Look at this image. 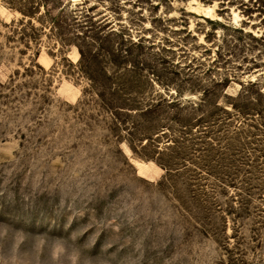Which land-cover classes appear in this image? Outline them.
I'll return each mask as SVG.
<instances>
[{"label": "rangeland", "instance_id": "obj_1", "mask_svg": "<svg viewBox=\"0 0 264 264\" xmlns=\"http://www.w3.org/2000/svg\"><path fill=\"white\" fill-rule=\"evenodd\" d=\"M49 17L129 49L145 77L114 74L148 102L195 106L189 142L150 130L133 151ZM248 101L264 109V0H0V264H264V177L228 170L264 144Z\"/></svg>", "mask_w": 264, "mask_h": 264}, {"label": "trees", "instance_id": "obj_2", "mask_svg": "<svg viewBox=\"0 0 264 264\" xmlns=\"http://www.w3.org/2000/svg\"><path fill=\"white\" fill-rule=\"evenodd\" d=\"M8 4L15 7V3L13 2L8 1ZM24 12L30 11L27 9V11ZM33 16H35L34 11H32V17ZM48 21L50 23L49 31L55 33L53 35L60 40L62 45L67 47L74 45L79 52V59L75 67L78 69L80 76L87 82V87L83 89V95H93L97 97L106 112L110 113L115 126L121 128L128 127L127 133L130 137L129 144L133 151L135 149L131 146V143H139L141 145L142 139H145V144L155 141L153 137H148V135H150V130L155 132L154 136L156 135V137L160 136L163 138L165 142H167V146L178 145L183 148L185 142H189V139H184L183 135L189 134L193 128L194 122H197L194 121L195 118L192 117L195 106H189V112L187 111L186 114H183L184 105L178 102V100L169 101L157 99L155 103H153V101L148 102L144 99V93L139 91L140 88L137 85H133L129 80L122 81L124 79L114 74L113 70L119 68H122L121 70L127 73L135 69L140 79V76L145 77L142 74V72L145 71L144 68L138 66V63L135 61L129 49L118 50L112 47V45L107 48L98 49L95 43L97 44L98 40H100L99 37L95 35H84L81 37L78 34H74L67 28L60 26L59 20L55 17H49ZM103 40H106L110 45V43L114 41L113 34H106ZM127 42L131 43L133 46L140 45L130 40H127ZM104 59L107 61H104ZM120 63L121 65H119ZM123 75L126 76L125 73ZM120 92L124 93L127 97L125 98L120 95ZM107 95L113 96L114 98L107 99ZM171 105H177V109L174 113H170L169 115L166 109H169ZM255 107L256 104L248 101L244 106L236 107V109H238L237 113L241 116L248 115L249 113L247 111H254L258 114L259 121L256 125L247 124V126L259 132L260 134L256 135H261L264 141V109L257 110ZM233 108L235 110V107ZM123 112H125V114H122ZM156 114H159L160 117L148 123L147 118H151L153 117L151 115ZM180 133L183 135L180 136ZM205 133L206 132L203 134ZM246 134H251L248 135V137L253 136L250 131H247ZM165 149L168 150L169 148L166 147ZM251 150L257 160L252 163L244 162L239 166H228L230 172L229 177H238L241 173H244L246 177H264V144H262L259 149L253 148ZM156 154L159 156L154 159L156 163L162 167L168 175L173 172L172 167L178 163L169 160L163 152H158ZM249 155H251V153H249Z\"/></svg>", "mask_w": 264, "mask_h": 264}, {"label": "bare ground", "instance_id": "obj_3", "mask_svg": "<svg viewBox=\"0 0 264 264\" xmlns=\"http://www.w3.org/2000/svg\"><path fill=\"white\" fill-rule=\"evenodd\" d=\"M198 8V7H197ZM211 12V8L210 7H207V8H204V13H206L207 15ZM206 16V15H205ZM207 17V16H206Z\"/></svg>", "mask_w": 264, "mask_h": 264}]
</instances>
